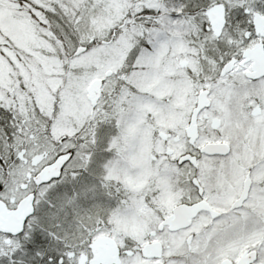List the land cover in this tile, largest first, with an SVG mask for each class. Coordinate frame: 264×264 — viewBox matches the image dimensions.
I'll use <instances>...</instances> for the list:
<instances>
[{
	"label": "snow or ice",
	"instance_id": "1",
	"mask_svg": "<svg viewBox=\"0 0 264 264\" xmlns=\"http://www.w3.org/2000/svg\"><path fill=\"white\" fill-rule=\"evenodd\" d=\"M0 264H264V0H0Z\"/></svg>",
	"mask_w": 264,
	"mask_h": 264
}]
</instances>
